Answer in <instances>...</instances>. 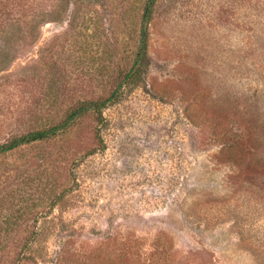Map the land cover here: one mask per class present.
<instances>
[{
    "label": "rangeland",
    "instance_id": "obj_1",
    "mask_svg": "<svg viewBox=\"0 0 264 264\" xmlns=\"http://www.w3.org/2000/svg\"><path fill=\"white\" fill-rule=\"evenodd\" d=\"M148 1L0 0V145L105 101L0 154V264H264V61L206 84L159 39L197 0H156L137 60Z\"/></svg>",
    "mask_w": 264,
    "mask_h": 264
},
{
    "label": "clouds",
    "instance_id": "obj_2",
    "mask_svg": "<svg viewBox=\"0 0 264 264\" xmlns=\"http://www.w3.org/2000/svg\"><path fill=\"white\" fill-rule=\"evenodd\" d=\"M191 12L177 6L161 18L159 37L170 44L185 41L193 50L203 46L212 55L202 68L204 82L217 86L221 82L236 83L226 75L224 61L235 62V56H248L247 63L254 60L264 61V3L254 4L250 0H197L190 5ZM228 10L225 14L222 10ZM216 45L225 50L219 52ZM221 56L216 64L211 63L213 56ZM217 65H220L217 68Z\"/></svg>",
    "mask_w": 264,
    "mask_h": 264
},
{
    "label": "trees",
    "instance_id": "obj_3",
    "mask_svg": "<svg viewBox=\"0 0 264 264\" xmlns=\"http://www.w3.org/2000/svg\"><path fill=\"white\" fill-rule=\"evenodd\" d=\"M155 2L156 0H149L145 8V12L143 15V18H144L143 27L141 29L140 52L138 54L137 60L141 59L147 52L148 33H149L148 23L151 18V14H152ZM104 106H105V101H91V102L82 103L68 114L66 120L62 124L55 125L43 131L30 132L26 135L20 136L18 138H14L9 142L0 145V154L12 151L25 144H30L33 142H37V141H41V140H45L47 138L53 137L58 132H60L62 129L69 127L71 124H73L84 113L91 111V110L101 112Z\"/></svg>",
    "mask_w": 264,
    "mask_h": 264
}]
</instances>
